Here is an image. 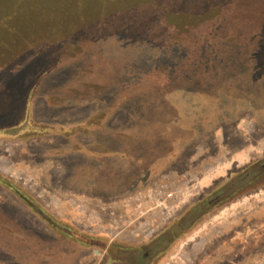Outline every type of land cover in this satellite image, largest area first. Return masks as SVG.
Segmentation results:
<instances>
[{
    "label": "rangeland",
    "instance_id": "1",
    "mask_svg": "<svg viewBox=\"0 0 264 264\" xmlns=\"http://www.w3.org/2000/svg\"><path fill=\"white\" fill-rule=\"evenodd\" d=\"M157 1L0 0V264H264V0Z\"/></svg>",
    "mask_w": 264,
    "mask_h": 264
},
{
    "label": "trees",
    "instance_id": "2",
    "mask_svg": "<svg viewBox=\"0 0 264 264\" xmlns=\"http://www.w3.org/2000/svg\"><path fill=\"white\" fill-rule=\"evenodd\" d=\"M109 0H107V1H103V0H101V2L102 3H104V4H106L107 2H108ZM154 2H157V4H156V8H160V9H162L163 7V5H161V4H159L158 3V1L157 0H153ZM130 2V1H129ZM128 5V3L127 2H123V5ZM160 5V6H159ZM3 6V5H2ZM4 6H6V5H4ZM101 6H103V5H101ZM106 9H109L110 8V4H109V2H108V4H107V6L105 7ZM104 8V9H105ZM157 10V9H156ZM188 13V12H187ZM0 22H2V23H0V34L2 35V36H4V39H6V40H8V42H11V41H14L15 39V41H21V40H19V39H21L20 38V35H21V33L24 31V25H22V27L20 28V32L18 33V31H17V29H16V27L14 26V25H11V24H9V22L8 23H5V22H3L2 20H0ZM23 39V38H22ZM0 57H2V56H0ZM19 57H23V54L22 55H19L18 57H15L16 58V60H19ZM4 58V57H3ZM13 58V57H12ZM12 58H10V59H12ZM15 58H13L14 60H15ZM19 61H21V60H19ZM9 64V63H8ZM14 64V63H13ZM66 66H67V69L65 70V75L67 74L68 75V63L66 64ZM74 66V65H73ZM53 69V68H52ZM60 70L59 69H53L52 71H50V76H52L54 73H56V72H59ZM72 71V73H71V75H70V77H72V75L74 76V70H71ZM11 74H15V71L14 72H10V71H8V72H3V70L1 69L0 70V92H6L7 90L5 89L6 88V86L7 85H5V86H3V84L1 83V80H6V77H9V76H11ZM23 75V74H22ZM22 75H21V73L17 76V79H16V81L17 82H14L15 83V85L17 86V84H18V86H20V81H21V78H22ZM64 75V76H65ZM63 76V80L61 79V81L58 83V84H52V83H48V85H50V87H54V88H56V93L55 94H59L61 97H57V98H59V99H63V97H65V100H63L65 103H68V100L70 99V95L73 93V96H77L78 95V93H82L83 91H84V89H78V88H75V86L74 87H71V85L70 84H68V85H64L63 86V83L65 82V83H68V76L66 77H64ZM21 77V78H20ZM11 78H12V76H11ZM74 78H75V76H74ZM74 78H73V80H74ZM49 79V78H48ZM58 85L60 86V87H58ZM12 86H14V85H11L9 88H12ZM37 86H38V84H37ZM69 88V89H68ZM17 89V88H16ZM106 89V88H105ZM8 90H10V89H8ZM34 90V89H33ZM107 91H109L110 90V94H109V97L111 96V98H112V96H114V92H113V90L111 89V88H107L106 89ZM68 91L70 92V94L68 93ZM187 92H192V91H189V90H187ZM32 93V92H31ZM31 93H30V95H31ZM1 95V94H0ZM100 97V96H99ZM30 98V97H29ZM29 98H27V101L29 100ZM103 98H105L104 96H103ZM103 98H102V100H103ZM113 99H114V97H113ZM112 99V100H113ZM110 98H109V100H108V103H106V102H104L103 101V103H104V105H110ZM25 102V106H24V108H25V116H24V118H25V124H23V125H20V126H15V127H8V128H6V129H3V130H1L0 131V136H5V135H13L14 136V133H16V135H17V133L18 132H21V130L24 128V126L25 125H27V122H28V118H26L27 116H29V113H28V109H27V107H29V104H28V102ZM87 101H89V100H87ZM79 103H83L82 102V100H80V102ZM3 108V110H5V108L6 107H2ZM0 111H1V109H0ZM97 112V111H96ZM193 112H195V109L193 110ZM101 116H104V115H101ZM196 116V115H195ZM177 122V121H176ZM175 122V123H176ZM200 122H202L199 118H196V119H194L193 120V126H194V128H195V125L196 126H198V124L200 125ZM171 124H174V123H171ZM168 128H172L171 127V125H170V127H168ZM97 133V142H101V145H98V148L99 147H101V148H99V149H96L95 151H93V153L94 154H98V155H103V154H105V152L103 151L104 150V148L106 149V146H108V144H109V148H114V147H111V146H114V145H117V144H114V143H112L111 141H110V143H108L109 141H107L106 139H105V135H103V134H101L100 132H96ZM93 134V133H92ZM172 136V135H171ZM194 135H188L187 137H182L181 139H180V141H179V143L177 144V148L178 147H183V146H186L187 144H191L193 141H194V138L195 137H193ZM99 137V138H98ZM155 136H152L150 139L153 141V138H154ZM148 142H149V140H147ZM146 142V141H145ZM137 145L138 146H142V147H145V143L143 144V142L141 141V142H137ZM153 151V150H152ZM109 152H112V154H114V155H119L120 154V152H118V151H112V150H110ZM154 152V151H153ZM146 154V153H145ZM121 155V154H120ZM148 156V155H147ZM116 157V156H115ZM122 157V156H121ZM93 159H95V158H93ZM121 159V158H120ZM141 163V162H140ZM155 163V162H154ZM156 164V163H155ZM154 164V165H155ZM159 166H156L155 168H153V170H149L150 171V173L149 174H153V172L154 171H156V170H158L159 168H161V166H160V164H158ZM147 173V172H146ZM155 173V172H154ZM263 173V172H262ZM0 186H2V187H4V188H6V189H8V190H10L12 193H14L17 197H19L23 202H25L26 204H27V206H32V204H33V202L32 201H30V199L14 184V183H12L11 181H9L8 179H6V178H1L0 177ZM29 206V207H30Z\"/></svg>",
    "mask_w": 264,
    "mask_h": 264
},
{
    "label": "flooded vegetation",
    "instance_id": "3",
    "mask_svg": "<svg viewBox=\"0 0 264 264\" xmlns=\"http://www.w3.org/2000/svg\"><path fill=\"white\" fill-rule=\"evenodd\" d=\"M217 200H214L211 203H215ZM181 218H179L177 220V222L181 221ZM182 226L178 227L181 228ZM174 230L172 229H164L162 231H160L159 233H157L155 236H152L151 239L149 240L148 244L146 246H148L150 249L146 252V253H141V257L139 256L140 254L138 253L139 251L142 250L143 247L141 248H136L133 252H132V260L128 261H122L119 258H112L109 256L108 260L106 259V262H108V264L111 263H115L118 262V264H154L156 261V258L162 253V251H160L159 249H161L160 245H161V241L164 239L166 240L168 237V234L172 235V238L174 237ZM181 232H183V230H181ZM174 233V234H173ZM82 243V242H81ZM145 246V245H143ZM168 246V245H167ZM164 249H166V247ZM151 250H156L155 252H151ZM207 250H204L203 252L200 253V255H205ZM153 253V255H151ZM143 254V255H142ZM110 255V254H109ZM138 257V258H137ZM103 264V262H102ZM107 264V263H105Z\"/></svg>",
    "mask_w": 264,
    "mask_h": 264
},
{
    "label": "crops",
    "instance_id": "4",
    "mask_svg": "<svg viewBox=\"0 0 264 264\" xmlns=\"http://www.w3.org/2000/svg\"><path fill=\"white\" fill-rule=\"evenodd\" d=\"M55 83H57V82H54V84H55ZM65 106H67V105L65 104Z\"/></svg>",
    "mask_w": 264,
    "mask_h": 264
}]
</instances>
